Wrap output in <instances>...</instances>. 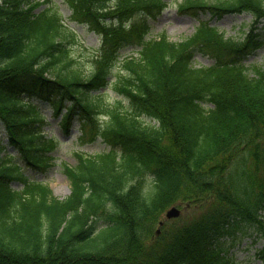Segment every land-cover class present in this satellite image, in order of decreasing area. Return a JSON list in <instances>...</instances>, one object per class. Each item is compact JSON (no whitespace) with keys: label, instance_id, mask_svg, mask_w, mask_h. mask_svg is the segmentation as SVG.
<instances>
[{"label":"trees","instance_id":"trees-1","mask_svg":"<svg viewBox=\"0 0 264 264\" xmlns=\"http://www.w3.org/2000/svg\"><path fill=\"white\" fill-rule=\"evenodd\" d=\"M62 2L101 36L86 75L53 2L0 0V264H233L246 236L264 261V64H247L264 48V0H177L178 14L252 17L240 39L200 20L178 43L147 37L167 0ZM199 53L213 63L194 67ZM108 89L121 99L103 101ZM31 96L54 113L69 102L63 130L77 118L110 145L63 165L62 200L23 174L49 169L60 143ZM173 205L194 213L157 236Z\"/></svg>","mask_w":264,"mask_h":264},{"label":"rangeland","instance_id":"rangeland-1","mask_svg":"<svg viewBox=\"0 0 264 264\" xmlns=\"http://www.w3.org/2000/svg\"><path fill=\"white\" fill-rule=\"evenodd\" d=\"M43 1V0H40ZM56 5L60 11L64 23L71 29L76 36V43L72 45V55L81 66L82 74H87L89 68L93 63L91 58L94 53L96 54L100 49L101 37L90 30L89 26L85 23H78L71 20V10L61 0H50ZM170 5L155 17L149 18L150 32L148 38H158L160 35H165L171 42H181L189 38L198 27L200 20H207L211 26L218 28L225 37L240 39L243 37L244 32L247 30V25L250 23L251 17L247 14H234L226 15L220 20L208 19L206 14L189 15L178 14L172 5L177 0H167ZM42 7L36 9L39 11ZM134 16L132 19H137ZM136 56V50L127 49L122 52V56ZM213 63V59L206 54L199 53L193 59V66L206 67ZM247 64L263 65L264 64V48L258 50L257 54L248 59ZM107 91V90H106ZM104 91L102 90L101 93ZM107 96H103V101L111 103L113 100L121 99L120 96L112 93L110 89L107 91ZM25 100L34 102L40 113L44 116L46 125L43 126V131L48 137H55L59 140V146L52 153V166L43 171H37L32 168L23 166V174L32 182H40L47 185L52 195L59 199L66 198L70 193V183L63 172V165L73 167L76 164V153H82L87 156H93L110 149V145L98 137L91 141L89 136L84 137L82 134L81 123L77 118H74L71 126L65 132L61 127V116L65 112V106L69 102H64L58 113H54L52 104L36 99L35 97L25 98ZM3 133L0 137L3 138ZM5 143V140H3ZM11 155H16V150L8 149ZM11 187L14 190H21L22 184L19 181H13ZM181 210V217H191L194 211ZM264 217V211L262 212ZM253 238L250 236L244 237L240 242L238 241L231 249L233 264H264L260 258L257 257V251L261 247V241L253 243Z\"/></svg>","mask_w":264,"mask_h":264},{"label":"water","instance_id":"water-1","mask_svg":"<svg viewBox=\"0 0 264 264\" xmlns=\"http://www.w3.org/2000/svg\"><path fill=\"white\" fill-rule=\"evenodd\" d=\"M179 215H180V211L176 207H171L166 211L165 218L166 219H173V218H177ZM160 225H161V223H160Z\"/></svg>","mask_w":264,"mask_h":264}]
</instances>
